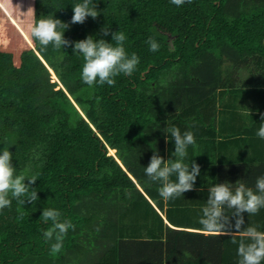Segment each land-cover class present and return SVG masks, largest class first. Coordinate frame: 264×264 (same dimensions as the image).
Wrapping results in <instances>:
<instances>
[{
	"label": "trees",
	"instance_id": "trees-1",
	"mask_svg": "<svg viewBox=\"0 0 264 264\" xmlns=\"http://www.w3.org/2000/svg\"><path fill=\"white\" fill-rule=\"evenodd\" d=\"M79 2L0 0V151L12 152L15 175L38 177L31 187L39 197L21 206L9 196L0 211V264H117L128 243L118 237L119 216L128 201L145 200L135 183L150 198L160 187L144 168L154 152L163 157L167 128L210 125L215 92L240 83L233 74L253 61L264 66V0H94L98 17L71 24ZM44 18L69 24L58 30L72 42L91 35L115 45L101 29L123 32L127 53L139 57L136 71L89 87L73 47L44 49L30 36L29 25ZM44 208L75 225L56 255L43 238L51 227ZM259 225L244 222L242 231ZM172 232L179 244L202 243L213 264H238L242 236Z\"/></svg>",
	"mask_w": 264,
	"mask_h": 264
},
{
	"label": "crops",
	"instance_id": "crops-1",
	"mask_svg": "<svg viewBox=\"0 0 264 264\" xmlns=\"http://www.w3.org/2000/svg\"><path fill=\"white\" fill-rule=\"evenodd\" d=\"M1 5V4H0ZM253 59V58H252ZM241 69L247 72L245 80L237 75L240 83L233 87L219 88L215 92V104L211 124L192 129L195 145L187 149L184 163L195 161L200 166L194 190L185 192L175 200L165 201L153 190V197L146 195L141 187L137 189L145 200L137 198L128 201L126 211L119 216L118 237L126 240L114 263L117 264H213L208 248L202 243L182 240L179 242L172 231H185L208 236L199 223L202 209L206 206L208 189L216 183L228 182L235 188L237 181L255 191L258 177L264 176V139L257 137L261 114H264V66ZM261 68V69H259ZM233 69L231 70V72ZM247 76V77H248ZM243 79V80H242ZM212 113V114H211ZM174 141L169 138L165 143L163 158L173 159ZM175 180V177H172ZM232 215V210L225 209ZM244 222L260 224L258 231L264 232V209L255 215L243 214ZM232 224L235 219L230 217ZM234 231V229H233ZM242 231V230H241ZM222 234V233H219ZM241 237L240 233H229ZM185 243V246H181Z\"/></svg>",
	"mask_w": 264,
	"mask_h": 264
},
{
	"label": "clouds",
	"instance_id": "clouds-1",
	"mask_svg": "<svg viewBox=\"0 0 264 264\" xmlns=\"http://www.w3.org/2000/svg\"><path fill=\"white\" fill-rule=\"evenodd\" d=\"M192 2L193 0H170V3L177 7ZM72 10L71 24H83L88 17L96 19L99 15L97 3H94V0H82L73 5ZM31 13L35 16L34 9H31ZM68 27L69 24L59 19L44 18L30 24L28 30L30 36L44 49H47L49 45L56 50L73 47V53L83 58L81 80L89 87L105 84L114 86L117 76L122 74L131 76L136 71L139 57L135 53L131 56L127 53L124 47L127 37L123 32H111L108 25L101 29L104 36L111 35V41H114L115 45L105 39L95 40L91 35L83 40L72 42L64 38L65 31L58 30ZM147 44L150 51L159 50L160 46L154 38L149 37ZM261 120L264 121V114H261ZM165 134L166 142L169 140V134L171 140L174 141L175 151L172 153L174 158L165 161L162 156L154 152L144 171L150 181L160 184L159 196L169 201L194 190L196 178L200 175V166L195 161H192L190 165L184 163L188 147L196 143L192 131L181 133L178 127L172 126L167 128ZM256 135L264 139V122L260 124ZM12 161V152L8 149L0 151V211L11 206L12 201L9 196L16 199L21 206L26 203L35 205L39 200L37 191L31 187L38 177L26 178L22 175H15ZM173 176L175 180L172 179ZM26 179L29 184L25 183ZM231 185L228 182L216 183L208 189L206 206L202 209V217L199 220L205 232L240 233L244 225L243 214L255 215L264 209V176L257 178L255 191L239 181L235 188ZM225 209L232 210V215H226ZM60 217V211L53 208H44L41 215L42 222H51V227L43 232L45 243L54 241L50 247L51 255H56L62 250L63 240L68 230H75V225L70 220L61 221ZM230 217L235 219L234 225ZM232 242L236 243L235 240ZM237 255L238 264H262L264 261V232L258 231L253 226L243 228Z\"/></svg>",
	"mask_w": 264,
	"mask_h": 264
},
{
	"label": "rangeland",
	"instance_id": "rangeland-1",
	"mask_svg": "<svg viewBox=\"0 0 264 264\" xmlns=\"http://www.w3.org/2000/svg\"><path fill=\"white\" fill-rule=\"evenodd\" d=\"M12 22H14L13 20H12ZM243 70H240L239 71V73H238V75H239V77L241 76V77H243V79H244V82H245V80H247L248 78H249V76H248V71L247 72H242ZM50 76H51V80L54 82V81H56L57 82V77L54 75V73L52 72V71H50ZM248 76V77H247ZM242 79V80H243ZM110 153H112L110 150L108 151V155H113L114 156V154H115V152H114V154H110Z\"/></svg>",
	"mask_w": 264,
	"mask_h": 264
},
{
	"label": "bare ground",
	"instance_id": "bare-ground-1",
	"mask_svg": "<svg viewBox=\"0 0 264 264\" xmlns=\"http://www.w3.org/2000/svg\"><path fill=\"white\" fill-rule=\"evenodd\" d=\"M110 151L112 152V153H110V154H114V150H111V149H110Z\"/></svg>",
	"mask_w": 264,
	"mask_h": 264
}]
</instances>
